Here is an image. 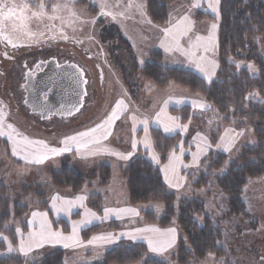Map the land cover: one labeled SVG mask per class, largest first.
Listing matches in <instances>:
<instances>
[{"label": "rangeland", "instance_id": "1", "mask_svg": "<svg viewBox=\"0 0 264 264\" xmlns=\"http://www.w3.org/2000/svg\"><path fill=\"white\" fill-rule=\"evenodd\" d=\"M89 1L98 7L96 13L91 12L86 7L78 5L76 0H43L46 5H49V15L51 14V4L69 2L76 16H70L67 10L63 11L61 13L64 17L63 23L60 20L49 21L46 17H32L28 21V25L37 35L32 38L21 36L17 41L18 44L31 46L32 49H35L33 52L40 51L42 49L41 47H43V52L48 55H53L60 62H73L84 69L86 77L88 78L87 95L85 96L84 105L80 111L70 118L52 116L49 119H42L39 115L34 117L33 113L28 112L20 100H12L14 103L13 108H11L12 112L8 114L9 107L7 104H12L9 98L10 96L8 95L9 87L16 89L17 84L10 85L9 82H4L2 80L3 77L0 75V110L3 111L4 118L6 114L8 115L5 118L6 121L5 119L3 120L5 126L7 124H14L23 133L29 132L33 136L50 141L52 139L59 140L61 136L57 134L67 135L70 132L74 133L80 130L78 129L79 127L86 125L89 121L99 120L100 118L90 119V116L96 113L103 115L107 110L114 109L116 102L120 98L127 99L126 93L128 92H131L133 98L139 101V103L136 102L137 105H149V100H156L155 97L159 98L167 93L166 90L146 80L141 73V68L151 58L150 53L154 49H160L164 52L165 59L163 63L167 65L193 70L209 82L216 77L217 70L220 66L218 51L220 17L217 18V14L213 13L208 7L209 3H215V0H177L170 5V20L164 24L154 23L150 19L147 12V0ZM15 2L18 4L27 3L31 11H38L36 5L41 0H15ZM101 4H105V11L112 12L116 18L113 19L112 16H100ZM219 6L220 0L218 5V14L220 16ZM198 9L210 11L216 16V19H195L193 15ZM120 13H123V15H120ZM185 16L188 17V20L181 24V29L188 28L190 31L186 35L178 36L179 49L183 51H165V48L161 46L162 42H165L166 46H172L174 49L175 42L170 37L166 40L163 29L176 25ZM94 18L95 23H92ZM97 21H100V23L97 24ZM53 24L55 25L54 27H46V25ZM212 24L217 25L214 33L211 27ZM41 33L43 34L41 35ZM210 34L213 35V39L208 46V51H205L201 47L195 50V57H190L185 54L193 51L191 45L196 42V37L205 38L201 42L205 43ZM256 39L259 44L257 50L264 57V45L261 37L257 36ZM200 57H203V59L201 60ZM18 61H22V58H19ZM235 62L238 68L245 67L251 74H258V66L253 59H239ZM4 63H6V66H4L6 68L13 66L9 61ZM197 63H200L201 67L210 74L213 72V65H215L214 75H211V79L204 72L200 71ZM250 65L251 68L249 67ZM171 86H176L183 89L184 93H188L187 90L177 84H171ZM196 95L200 96L199 94ZM127 102L131 103L130 100H127ZM209 106L208 104L207 107L199 111L201 112L200 120L194 123L197 133L205 137L208 143L211 142L210 135L214 131L212 129H217V125H222L220 121L218 122V119L210 120L204 116L203 111ZM64 119H68L66 120L67 125L63 124ZM243 130L244 135L237 139L239 141L236 142L231 152H226L223 148H213L214 145L211 149L227 153L228 162L235 160L242 147L252 141L253 129L247 128ZM4 132H8L7 128ZM197 139V142L201 144L202 141L199 138ZM113 140L118 144L126 142L131 144L130 127L128 125L126 127L120 125L116 130ZM10 141L7 134L0 135V183L7 186L10 194L16 196L21 192V187L23 186L50 183L52 172L56 169H53L49 163L45 165H33L24 160L20 161L16 159V156L9 148L8 143L12 144ZM217 142H215V145ZM66 155H69L71 158L69 163L71 168L85 172L87 178L85 187L78 192H73L70 188L51 187L50 195L56 189H68L73 193H80L85 190L87 191L89 202L90 195L99 193L103 201L101 210H103L104 204L107 201L103 195L107 194L108 191H111L110 196H112V199L114 198L112 200L113 203L120 205V203L126 201L123 196L126 197L128 195V190L126 179L122 174V168L125 167L124 164H121L122 162H119L120 164L118 162L113 163L108 161L95 163L76 157L77 155L68 152H65L62 157ZM204 158L205 156L202 159ZM53 162L55 161H52L51 165H55ZM210 162L211 159L208 158L205 161L202 160L199 167L191 168L192 170L195 169V173L189 177V181L182 192H176V194L183 198L199 199L204 203L206 214L220 226V245L227 250L229 264H264V175L260 178L249 180L242 193V200L245 204L244 211L234 213L231 211L229 196L218 186V176L224 173L227 167L224 165L222 168H212L208 171L207 168ZM103 163L109 164L111 167V178L107 185H100L90 174L91 170L97 167L99 168ZM60 169L58 168L57 170ZM221 169H224V171L221 172ZM202 172L211 173L210 184L207 187L199 188L195 186V182L198 178H201ZM35 198L33 194H28L22 199V204H30L28 212L34 207L42 209L36 203ZM146 207L149 210L152 208L157 215H161L164 212V205L162 203H150ZM28 212L24 215L22 221H12L11 224L15 231L16 226L21 227L24 231L27 230L26 216ZM19 233H21L20 230ZM19 237L17 236L18 241ZM90 238L87 240H90ZM4 239L6 247L2 251L0 250V257L8 254H16L21 258L22 264L39 263H33V260L28 257L29 254L15 253L12 251V245H16L17 243L13 244L7 236H4ZM82 240L87 241L83 238ZM9 245H11V250H9ZM176 248L177 245L171 251L172 254L169 257H173ZM76 256H78V253L76 254L75 250H73L70 257ZM209 259L213 261L207 262ZM172 261H174V258H172ZM75 262H68L67 264H89L85 258L77 259ZM204 263L224 264L215 255L208 256L207 259L199 264Z\"/></svg>", "mask_w": 264, "mask_h": 264}, {"label": "trees", "instance_id": "2", "mask_svg": "<svg viewBox=\"0 0 264 264\" xmlns=\"http://www.w3.org/2000/svg\"><path fill=\"white\" fill-rule=\"evenodd\" d=\"M51 1V0H50ZM177 0H147V12L155 23L164 24L170 20V5ZM80 6L88 8L93 13L98 11L89 0H76ZM220 29L218 36V51L220 66L216 77L210 82L197 72L167 65L165 55L160 49L150 53V59L141 68L144 78L161 89L171 84H177L192 94H199L210 106L203 111L206 118L218 119L222 125L210 135L213 145L218 141L224 128L233 126L241 130L252 128L251 142L244 145L235 160L228 162L227 153L211 149L203 161L211 159L207 170L227 167L218 176V186L229 196L231 211H244L245 204L242 193L251 179L264 175V57L257 50V36L264 45V0H220ZM194 18L216 19L210 11L198 9ZM97 24L100 21L96 22ZM110 37V36H109ZM253 59L258 66V74L253 75L245 67L238 68L236 60ZM234 59V60H233ZM233 60V61H232ZM127 83V81H125ZM131 94V92H129ZM132 95V94H131ZM170 111L181 117L182 122H198L201 112L193 113L192 107L184 104L171 107ZM185 138V143L190 139ZM151 136L161 162H165L171 151L183 139L180 133L166 135L158 128H151ZM69 155L62 157L60 170H53L50 183H39L21 187L16 196L0 183V250L6 247L4 236L16 244L17 234L12 221H22L30 208L29 203L22 204L25 195L33 194L36 203L42 209H48L47 199L51 187L70 188L78 192L85 187L87 178L85 172L69 166ZM226 162H228L226 164ZM207 171V172H208ZM202 172L201 178L195 182L196 187L210 184L211 173ZM91 177L100 185H107L111 178V167L103 163L90 172ZM122 174L126 179L128 202L131 204L162 203L164 212L157 215L154 210L145 209L142 213V223L158 224L163 227L175 225L180 235L177 248L173 253L177 264H199L210 255H215L220 262L229 264L227 250L220 245L221 229L214 220L206 214L204 203L199 199L179 197L171 191L163 178L159 165L154 164L144 155L131 158ZM212 185V184H211ZM90 205L101 211L103 201L99 193L89 197ZM64 231L68 224L57 221ZM116 223H110L111 228H117ZM100 224H95L82 230V238L87 240L100 230ZM25 229V227H24ZM0 264H22L16 254L0 257ZM37 264H64L61 251H55L44 257ZM93 264H168L166 260L152 258L144 243L120 244L109 248L103 260Z\"/></svg>", "mask_w": 264, "mask_h": 264}, {"label": "crops", "instance_id": "3", "mask_svg": "<svg viewBox=\"0 0 264 264\" xmlns=\"http://www.w3.org/2000/svg\"><path fill=\"white\" fill-rule=\"evenodd\" d=\"M179 86V85H178ZM166 94H163L159 98L155 97L156 100H149V105H137L136 102L139 103L138 100L134 99L133 96L128 92L126 93V98L123 99L120 98V100L124 101V106H122L119 110H117V117L114 119V121L110 125H106L105 129H101L98 131L96 135L104 136L106 134V138H102L100 140V143L98 145H90L89 149H83L81 148L79 151H77V144L70 143L69 147L71 148V151H68V153H73L74 155H77L76 157H80L82 159H86L91 162H122L121 164L126 165L128 161L133 158L136 155H144L146 156L150 161H152L154 164H157L160 166L162 175L164 178V181L167 185V187L174 192H182L183 188L186 186V184L189 181V177H191L195 173V169L192 170L191 168H197L199 167L200 163L202 162L203 156L200 158V162L198 165H193V153L197 152V145L199 144L196 138L197 135V129H195L196 125L192 123V121L188 122H182L181 117L177 114H174L170 111L171 107H179L184 104L190 105L192 107L193 113H198L201 109L203 110L205 107H199L197 105H206L208 106V103L200 96L196 94H188L184 93L183 89H180L176 86H168L166 89ZM181 97V98H178ZM127 100H130L131 103H128ZM167 102V103H166ZM163 109V113L160 116L159 122H157V114L161 113V110ZM112 110H107L103 115L96 113L93 115H89L90 119L93 118H100L99 120H91L86 125L79 127L78 131L76 132H70L69 134H57L60 135L59 140L52 139V141L48 139H42L40 137H36L31 135L29 132H21V129H18L16 125L12 124L13 127L16 129V133H13V136L16 140L22 139V137H27L30 140H36V141H44L45 144H47L50 148H63L64 144L62 141L69 136L76 135L77 133L87 131L91 128L96 127V125L102 123L108 115L111 114ZM8 113V112H7ZM10 114V113H8ZM8 115H5V118ZM135 117V120L133 119ZM169 117L176 118L175 121L168 119ZM4 118V119H5ZM147 121V133L145 132V125L143 121ZM6 121V119H5ZM5 122L3 121V124ZM11 123V122H8ZM167 124L172 130L169 132L164 131V126ZM67 125V124H64ZM69 125V123H68ZM75 125V124H74ZM126 127L127 125L130 127V140L131 144L126 143H115V140H113L114 135L116 133V130L119 126ZM5 126V124H4ZM186 126V127H185ZM6 127V126H5ZM3 128V131L6 130V128ZM158 128L166 135H173L176 133H180L183 136V139L177 144L175 150L171 151L168 155L165 162H161L160 155L157 152L154 141L151 136V128ZM227 128H233L236 131H240L233 126H227L224 128L223 132L221 133L220 137L223 135L225 129ZM8 131V129H7ZM17 133L19 135H17ZM58 133V132H57ZM190 134V139L185 143V138H187L188 134ZM53 135V134H51ZM219 137V138H220ZM147 139V143L145 140ZM135 140L136 147H132V142ZM239 141V140H237ZM236 141V142H237ZM12 142V141H10ZM210 142V140H209ZM220 142V139L216 143V145ZM211 143V142H210ZM9 148L13 152V142L8 143ZM213 146V144H211ZM216 145L213 146V148H217ZM236 145V143H235ZM37 147L35 146L30 149L31 152L35 153L37 151ZM181 148H183V153H181ZM212 148V147H211ZM100 149L99 151H96L95 154H88L90 150ZM103 149H109L114 150L115 152L122 153L126 159H122L120 156L112 154V151H104ZM211 150V149H210ZM208 151V153L210 152ZM18 155L16 156V159L20 161H26L23 157L25 153L23 151H19L18 149ZM65 152L60 153L59 155L55 157H50L48 160L44 161L42 165H45L47 163L50 164V166L53 167V169H60L62 167V155ZM175 153L176 156L180 157L181 163L179 164L175 178L174 174L171 170L165 171V169L168 167L170 163V157L172 154ZM153 156H155V159H153ZM55 165H51V162ZM33 165L36 163H32ZM120 164V163H119ZM185 165H189L188 167H185ZM190 169V170H189ZM166 175L169 179L173 180V183L176 182L177 178L180 179L181 187L175 188V187H169V184L167 180L165 179ZM111 191H108L107 194L103 195L105 197L106 204H104L103 210L97 211L96 209H93L88 202V194L87 191H82L80 193H73L72 191L68 189H56L54 190L51 195H49L48 198V210L40 209L38 207L32 208L28 215L26 216V226L27 230L24 231L21 227L19 228L16 226V233L19 237V241L16 245H12V248L15 253H25L29 254L28 257H30L31 260H33V263L40 262L44 257L49 255L50 253H53L56 250H61L63 254V260L64 264L70 263H76L75 260L85 258L86 262L89 264L98 263L102 261L104 253L111 247L117 246L120 244H135V243H144L148 248V255L150 257H158V259L166 260L169 264H177L175 261H172L173 257H169L171 255V251L174 250L178 243L179 239V229L177 226H167L163 227L158 224H150V223H142V213L145 209H147V204H131L128 202V196L124 197V200H126L124 203H120V205H117L112 202V196H110ZM84 197L82 202H77V197ZM115 196V195H114ZM53 197H59L55 201L56 207H53ZM64 201H73L72 204H64ZM150 204V203H148ZM58 208H63V210L58 211ZM106 209H113V210H120V209H135L138 214H133L131 212H117L113 211L110 212L108 215H105ZM153 210L152 208H150ZM86 211H90L92 213H95V216H86ZM46 213V220L51 225V229L53 232H59L63 236H72L73 235V228L75 226L76 229V237L80 241V244L77 245L72 241H69L70 244L69 247H64L63 243H55V242H45L42 246L36 247L35 242L29 240V234L33 232H39L40 231V222L42 217H36L33 218V213ZM63 220L68 224L69 230L64 231L60 224L57 223V221ZM116 223L118 225L117 228H111L110 223ZM95 224H100V230L96 232L92 237L94 236H107L108 234L112 235V240L110 242H104V241H97L93 244H89L88 241H83L81 236V231L87 227H90ZM145 228H156L161 231V233L166 232L169 228H175L176 229V241L175 244L168 248L164 252H153L151 251L149 247V239H160L162 237L159 236V234H154L152 232H137V229H145ZM19 230L21 233H19ZM123 234V235H122ZM132 234L136 238L133 239ZM90 238V240L92 239ZM21 241L24 242L26 249L29 244L32 245L30 251L21 252L20 251V244ZM8 248V247H7ZM75 250V253H78V256L76 257H70L71 253ZM84 256V257H82ZM30 261V260H29ZM213 260L209 259L207 262H211ZM205 264V263H204ZM209 264V263H208ZM214 264V263H213Z\"/></svg>", "mask_w": 264, "mask_h": 264}, {"label": "snow or ice", "instance_id": "4", "mask_svg": "<svg viewBox=\"0 0 264 264\" xmlns=\"http://www.w3.org/2000/svg\"><path fill=\"white\" fill-rule=\"evenodd\" d=\"M218 5L219 0H215V3H209L208 7L211 9L213 13L217 14V18H219L218 14ZM38 11H31L30 6L27 3L18 4L15 2V0H0V40L6 42V44L11 45L13 48H16L20 46L17 41L21 36L32 38L37 35L36 32L32 31L28 25V21L31 20L32 17L37 18H43L46 17L49 21H56L60 20L62 23L64 22V17L61 15V13L65 10L69 12L70 16H76V13L72 11L70 7L69 2L65 3H53L50 5L51 14H48V8L49 5H46L43 0L36 5ZM105 4H101V12L100 16H112L113 19H115V15L110 11H105ZM120 15H123V13H120ZM188 17L185 16L182 18L180 22H178L176 25H173L172 27L163 29L166 40L170 37L172 41L175 42V49L172 46H166L165 42L161 43V46L165 48V51H173V50H181L179 49V39L178 36L186 35L190 29L184 28L181 29V24H183L184 21H187ZM150 22V21H149ZM92 23H95V18L93 19ZM55 25H46V27H54ZM213 33L216 29L217 25L212 24ZM43 33H41L42 35ZM65 39H67L66 36H64ZM205 38L203 37H196V42L191 45L193 51L185 53L186 55H189L190 57L196 56V49H199L201 47L204 48L205 51H208V46L211 43L213 39V35L210 34L208 37L207 42L201 43L204 41ZM5 56H7V53H5ZM202 60L203 57H200ZM197 67L200 69L201 72H204L206 76L211 79V75H214V68L215 65H213V72L210 74L205 71L203 67H201L200 63H197ZM251 68V65L249 66ZM167 103V102H166ZM122 106H124L123 100H118L116 102V105L108 117L102 121V123L96 125V127L91 128L87 131L77 133L76 135L66 137L62 143L64 144L63 148L57 149V148H50L45 144L44 141H36V140H30L27 137H22L20 140H16L13 136V133H16V129L13 127L12 124H7L6 128L8 129V132L5 133L3 131V128L5 127L3 124L4 120V113L2 110H0V135H8L9 140L13 142V154L18 155V149L19 151H23L25 153L24 159L36 163V164H42L44 161L48 160L50 157H55L59 155L62 152H68L71 151V148L69 147L70 143L77 144V151H79L81 148L83 149H89L90 145H98L100 143V140L102 138H106V134L102 137L99 135H96L98 131L101 129H105L106 125H110L114 119L117 117V110H119ZM199 107H207L206 105H197ZM78 110V109H77ZM163 113V109L161 110V113L157 114V122L160 120V116ZM135 120V117L133 118ZM168 119L175 121L176 118L169 117ZM145 125V132L147 133V124L148 122L145 120L143 121ZM186 127V126H185ZM172 129L165 124L164 131L169 132ZM17 135H19L17 133ZM244 135V130L236 131L233 128H227L225 129L223 135L220 137V142L216 145L217 148H223L226 152H231L232 149L235 147V143L237 139ZM197 138H199L202 143L197 145V152L193 153V165H198L200 162L201 156H207L208 151L211 149L212 145L207 142V139L205 137H202L200 133H197ZM147 143V139L145 140ZM136 141L133 140L132 147H136ZM38 146L37 151L35 153L31 152L30 149ZM100 149L90 150L88 154H95L96 151H99ZM104 151H112V154L120 156L122 159H126L122 153L115 152L114 150L109 149H103ZM181 153H183V148H181ZM153 159H155V156H153ZM181 163L180 157L176 156L175 153L172 154L170 157V163L168 167L165 169L166 173L167 171L171 170L174 174L177 171V168L179 164ZM228 162H226L227 164ZM189 165H185V167H188ZM224 169H221V172H223ZM165 179L167 180L169 187H175L179 188L181 187L180 179L177 178L176 182L173 183L172 179H169L166 175ZM59 199V197H53V207H56L55 201ZM84 197L80 196L76 198L77 202H82ZM73 201H64V204H72ZM58 211L63 210V208H58ZM117 211L119 212H131L133 214H138L135 209H120V210H113V209H106L105 215H108L110 212ZM86 216H95V213H92L90 211H86ZM36 217H42L40 222V231L39 232H33L29 234V240L35 242L36 247L42 246L45 242H55V243H63L64 247H69L70 244L69 241L74 242L75 244L79 245L80 241L76 237V229L75 226L73 228V235L72 236H63L59 232H53L51 229V225L46 220V213H33V218ZM137 232H152L154 234H159L160 239H149V247L151 251L153 252H164L168 248H171L176 241V229L175 228H169L166 230V232L161 233L159 229L156 228H145V229H137ZM123 235V234H122ZM132 235V234H128ZM132 238L135 239L136 237L132 235ZM112 240V235L108 234L107 236L101 235V236H94L91 240L88 241L89 244H93L97 241H104V242H110ZM32 245L29 244L26 246L23 241H21L20 244V251L26 252L31 250ZM9 250H11V245H9Z\"/></svg>", "mask_w": 264, "mask_h": 264}, {"label": "water", "instance_id": "5", "mask_svg": "<svg viewBox=\"0 0 264 264\" xmlns=\"http://www.w3.org/2000/svg\"><path fill=\"white\" fill-rule=\"evenodd\" d=\"M30 74L24 83V105L31 113L42 119L70 118L84 105L88 78L78 64L69 61L59 64L53 57L43 69Z\"/></svg>", "mask_w": 264, "mask_h": 264}, {"label": "flooded vegetation", "instance_id": "6", "mask_svg": "<svg viewBox=\"0 0 264 264\" xmlns=\"http://www.w3.org/2000/svg\"><path fill=\"white\" fill-rule=\"evenodd\" d=\"M19 45L20 46L13 48L11 45H8L6 42L0 40V75L3 77L2 80H4V82H9L10 85H13L14 83L17 84L16 89L9 87L8 95L10 96L9 98L12 104H7L9 107L8 113L12 112L11 108H13V101L20 100L24 105V98L26 94L24 83L26 81V76L28 75L31 77L32 75L30 72L35 73L36 71H40L44 68L45 62L53 58V55H48L43 52V47H41L42 49L40 51L33 52L35 49H32L31 46L24 44ZM5 53H7V56H5ZM19 58H22V61H20L21 65L18 61ZM6 61H9L13 66H9V68L4 67L6 66V63H4ZM58 63L61 64L63 62L58 60ZM25 108L28 112H30L28 107L25 106ZM33 114L32 115L34 117L38 115L35 113ZM66 120L68 119H64L63 124H66Z\"/></svg>", "mask_w": 264, "mask_h": 264}]
</instances>
